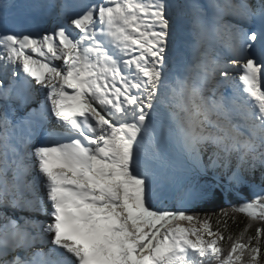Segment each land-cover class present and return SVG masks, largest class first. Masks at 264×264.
<instances>
[{
	"label": "snow or ice",
	"instance_id": "6c2138e0",
	"mask_svg": "<svg viewBox=\"0 0 264 264\" xmlns=\"http://www.w3.org/2000/svg\"><path fill=\"white\" fill-rule=\"evenodd\" d=\"M49 7L0 27V264H264V0ZM257 169L251 199L194 210Z\"/></svg>",
	"mask_w": 264,
	"mask_h": 264
},
{
	"label": "trees",
	"instance_id": "16d2710c",
	"mask_svg": "<svg viewBox=\"0 0 264 264\" xmlns=\"http://www.w3.org/2000/svg\"><path fill=\"white\" fill-rule=\"evenodd\" d=\"M234 170H235V162H233V167L231 171H234ZM231 171H229L228 173H222L217 178L216 174L213 171L209 170L205 174L206 181L210 184H219L217 181L220 180V182L228 184V176L231 174ZM243 175H244L245 182L242 183L238 187L237 192H239V194L243 195L244 197H248L249 199H251L252 198V188L249 187V185L252 183H255V184L260 183V170L257 169L254 175L247 174V173ZM215 191L217 195L212 201L201 202L195 207L194 210L200 213H217L219 212L220 209L228 208L230 204H238L242 202V200L237 195L234 194L235 192H232L228 195H224V193L221 190V187H217ZM179 204H180L179 191H176V193L171 198V200L169 202H166L164 205L168 206L169 208L175 209L176 207H179ZM245 223H246V218L240 215L237 217L236 224H232L231 220L229 221V224L231 225L230 230L234 234H236L241 229H243Z\"/></svg>",
	"mask_w": 264,
	"mask_h": 264
},
{
	"label": "bare ground",
	"instance_id": "6f19581e",
	"mask_svg": "<svg viewBox=\"0 0 264 264\" xmlns=\"http://www.w3.org/2000/svg\"><path fill=\"white\" fill-rule=\"evenodd\" d=\"M5 0H0V2H4ZM54 0L50 1L49 3H53ZM254 2V0H253ZM3 20V18H0V21ZM25 22L27 24V27L28 31H39L40 30V27L42 26V24L44 23V20L41 16L39 15H29L25 18ZM5 24V23H4ZM2 26V24L0 25V27ZM241 26L242 27H248V24L245 23V22H242L241 23ZM239 73H237L236 75H238ZM235 75V74H234ZM37 87H39L37 85ZM38 96L42 97L43 98V95L42 94H37ZM40 97H39V100H40ZM31 107H37V100L36 101H33L31 102ZM21 114H23V111L21 110ZM36 142L39 143L40 140L36 139ZM222 186V185H221ZM173 192L169 191L168 192V195H172Z\"/></svg>",
	"mask_w": 264,
	"mask_h": 264
},
{
	"label": "rangeland",
	"instance_id": "374dc122",
	"mask_svg": "<svg viewBox=\"0 0 264 264\" xmlns=\"http://www.w3.org/2000/svg\"><path fill=\"white\" fill-rule=\"evenodd\" d=\"M5 23V24H4ZM26 24V22L24 21V22H21V23H19V24H11V23H9V24H7L6 23V21L3 19V20H1L0 21V25L2 24V26L1 27H7L9 30H11V31H21V29L22 30H25L24 29V25L23 24ZM27 25V24H26ZM27 29H28V27H27ZM220 184V183H219ZM179 189L178 188H176V189H173V190H170L171 192H173V194L172 195H168L167 194V198H165L163 201H162V203L163 204H165L166 202H169L170 201V199L173 197V195H174V193H175V191H178Z\"/></svg>",
	"mask_w": 264,
	"mask_h": 264
},
{
	"label": "water",
	"instance_id": "95a60500",
	"mask_svg": "<svg viewBox=\"0 0 264 264\" xmlns=\"http://www.w3.org/2000/svg\"><path fill=\"white\" fill-rule=\"evenodd\" d=\"M217 182L220 183V185H222V186H223V185H226L225 183L220 182V180H218ZM234 194L237 195L240 199H241V197H244L243 195L239 194V192H237V191H235Z\"/></svg>",
	"mask_w": 264,
	"mask_h": 264
}]
</instances>
